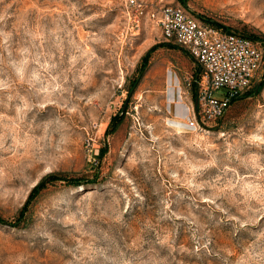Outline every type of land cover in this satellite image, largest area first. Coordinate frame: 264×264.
<instances>
[{"label": "rangeland", "instance_id": "obj_1", "mask_svg": "<svg viewBox=\"0 0 264 264\" xmlns=\"http://www.w3.org/2000/svg\"><path fill=\"white\" fill-rule=\"evenodd\" d=\"M165 1L264 54V0ZM124 5L0 0V264H264V63L190 127L198 68Z\"/></svg>", "mask_w": 264, "mask_h": 264}, {"label": "built area", "instance_id": "obj_2", "mask_svg": "<svg viewBox=\"0 0 264 264\" xmlns=\"http://www.w3.org/2000/svg\"><path fill=\"white\" fill-rule=\"evenodd\" d=\"M124 4L132 27L138 30L147 21L159 27L198 68L190 127L206 128L221 118L264 63L263 50L254 38L216 27L183 5L165 0H124Z\"/></svg>", "mask_w": 264, "mask_h": 264}, {"label": "trees", "instance_id": "obj_3", "mask_svg": "<svg viewBox=\"0 0 264 264\" xmlns=\"http://www.w3.org/2000/svg\"><path fill=\"white\" fill-rule=\"evenodd\" d=\"M207 22H209V23H211L212 25H214V26H216V27H223V28H226L225 26H223V25H221V24H219V23H217V22H214V21H212V20H209V19H205ZM226 29H228V28H226ZM249 37H251V38H254L255 39V37L254 36H251V35H248ZM193 86L195 87V84H193Z\"/></svg>", "mask_w": 264, "mask_h": 264}, {"label": "crops", "instance_id": "obj_4", "mask_svg": "<svg viewBox=\"0 0 264 264\" xmlns=\"http://www.w3.org/2000/svg\"><path fill=\"white\" fill-rule=\"evenodd\" d=\"M194 90H196L195 87H194Z\"/></svg>", "mask_w": 264, "mask_h": 264}]
</instances>
